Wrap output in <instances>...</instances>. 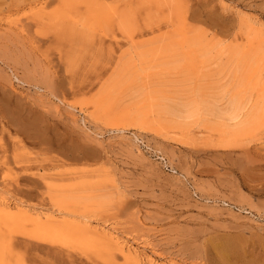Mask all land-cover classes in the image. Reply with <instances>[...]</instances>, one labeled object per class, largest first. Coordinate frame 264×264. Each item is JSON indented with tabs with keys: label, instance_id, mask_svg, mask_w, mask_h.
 Wrapping results in <instances>:
<instances>
[{
	"label": "rangeland",
	"instance_id": "1",
	"mask_svg": "<svg viewBox=\"0 0 264 264\" xmlns=\"http://www.w3.org/2000/svg\"><path fill=\"white\" fill-rule=\"evenodd\" d=\"M183 1L190 26L217 40L240 45L244 22L264 34V0ZM58 3L0 0V205L48 219L47 184L87 171L114 197L91 231L115 250L144 264H264V136L223 149L97 122L82 105L99 90L108 53H74L76 42L48 21ZM16 241L29 243L18 252L25 264H97Z\"/></svg>",
	"mask_w": 264,
	"mask_h": 264
},
{
	"label": "bare ground",
	"instance_id": "2",
	"mask_svg": "<svg viewBox=\"0 0 264 264\" xmlns=\"http://www.w3.org/2000/svg\"><path fill=\"white\" fill-rule=\"evenodd\" d=\"M48 21L59 27L58 37L76 42L74 53H108L99 90L82 107L110 130L182 144L198 136L223 149L248 148L264 136V34L250 23L241 24L240 45L227 44L192 28L183 0H59ZM90 173L47 184L54 207L48 219L0 205V264H25L18 252L30 246L16 235L73 262L144 264L92 233V221L114 197L107 180H90Z\"/></svg>",
	"mask_w": 264,
	"mask_h": 264
}]
</instances>
